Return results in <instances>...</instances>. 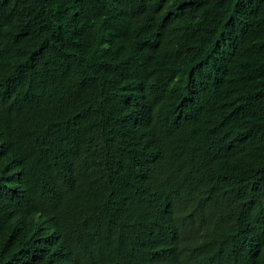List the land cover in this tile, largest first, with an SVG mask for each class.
I'll return each mask as SVG.
<instances>
[{
	"label": "trees",
	"instance_id": "trees-1",
	"mask_svg": "<svg viewBox=\"0 0 264 264\" xmlns=\"http://www.w3.org/2000/svg\"><path fill=\"white\" fill-rule=\"evenodd\" d=\"M0 264H264V0H0Z\"/></svg>",
	"mask_w": 264,
	"mask_h": 264
}]
</instances>
